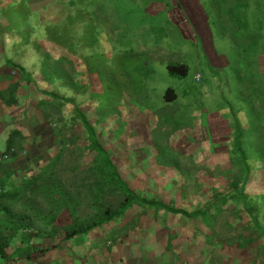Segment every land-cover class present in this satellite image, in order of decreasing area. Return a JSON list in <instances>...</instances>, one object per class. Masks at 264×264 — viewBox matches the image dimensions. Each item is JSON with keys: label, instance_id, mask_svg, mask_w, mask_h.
Returning a JSON list of instances; mask_svg holds the SVG:
<instances>
[{"label": "rangeland", "instance_id": "374dc122", "mask_svg": "<svg viewBox=\"0 0 264 264\" xmlns=\"http://www.w3.org/2000/svg\"><path fill=\"white\" fill-rule=\"evenodd\" d=\"M120 1L129 6L131 17L141 18L136 13L147 9L144 23L128 29L107 0H73L70 23L58 26V32L71 28L69 53L83 70L75 82L84 92L79 104L120 180L140 198L199 208L194 197L182 200L184 191L197 193L193 177L217 176L213 167L230 165L232 138L240 133L250 169L246 192L264 210V0H241L246 6L233 8L235 18L226 16L219 0ZM0 2L3 19L11 20L22 41V12L28 4ZM151 7L157 8L154 13ZM81 20L88 25L84 37L77 26ZM8 30L0 24V31ZM168 63L185 65L186 76L170 75ZM167 88L174 90L175 100L164 99ZM63 90L78 104L74 87ZM79 129L64 130L65 138H76ZM76 159V153H66L61 168ZM187 180L194 181L184 186ZM224 219L215 239L224 248H211V264H264V250L256 253L264 238L237 250L229 242L248 232L240 224L224 228ZM195 234L200 242L203 234ZM201 249L202 264H209L208 252Z\"/></svg>", "mask_w": 264, "mask_h": 264}, {"label": "crops", "instance_id": "0c3cea01", "mask_svg": "<svg viewBox=\"0 0 264 264\" xmlns=\"http://www.w3.org/2000/svg\"><path fill=\"white\" fill-rule=\"evenodd\" d=\"M12 1L28 6L25 4L22 12L26 18L23 21L26 38L21 41L11 20L3 19L0 2V24H7L9 29L7 33L0 31V193L19 187L31 173H36L39 162L51 155L53 132L37 107L42 99L47 98L42 91L69 98L63 89L75 88V82L83 73L80 63L69 53L74 42L71 28L65 27L64 31L58 32L60 24L70 23L73 0ZM107 2L115 18L122 20L128 29L144 23L147 9L142 10L144 13H136L141 14V19L129 16V6L120 0ZM153 7L149 10L151 13L157 9ZM122 11L126 13L122 15ZM121 16L127 17L126 20ZM77 26L84 37L87 22L81 20ZM45 53L50 70L59 66L67 75L66 82L57 77L48 81L41 73L35 74L39 67L42 70ZM81 93L77 91L78 104L82 102ZM13 130L19 131L23 139L17 140L20 144L16 149L22 148L16 157L11 158L3 153ZM182 196L184 201L193 196L198 199L187 191ZM181 209L190 212L195 208ZM4 225L5 218L0 215V231L8 236ZM197 231L206 233V226L198 219L134 206L122 217L84 235L66 240L56 238L58 235L39 236L31 243L36 251L29 259L19 255L26 248L25 244L14 239L11 245L19 250L6 259L0 258V264H202L205 259L201 257V248H205V243L204 237L200 242L196 238ZM197 242L198 249L195 247ZM196 250H199L198 254ZM205 263H208V256Z\"/></svg>", "mask_w": 264, "mask_h": 264}, {"label": "trees", "instance_id": "16d2710c", "mask_svg": "<svg viewBox=\"0 0 264 264\" xmlns=\"http://www.w3.org/2000/svg\"><path fill=\"white\" fill-rule=\"evenodd\" d=\"M219 2L226 7L228 18H235L233 8L246 6L241 0ZM166 69L172 76L184 77L187 74V67L183 64L168 63ZM42 71L43 77L48 81L57 77L66 82L67 75L59 66L50 70L46 53L42 60ZM75 89L80 93L83 90L80 86ZM42 94L47 98L42 99L37 107L43 121L55 135L53 150L51 155L38 163L36 173H31L19 187L0 193V215L5 218L4 227L8 231V236L0 231V258L6 259L17 253L19 249L11 245L14 239L25 244L26 248L19 255L29 259L36 251L31 243L39 236L58 235L56 238L66 240L84 235L122 217L134 206L155 212L163 209L200 220L206 226L203 237L209 264L212 261L211 248H224V242L215 240L219 237L216 226L221 217H225L224 228L233 230L240 224L239 228L248 232L246 235H238L235 242H229L237 250H243L264 238V210L261 203L252 200L246 192L250 169L241 149L240 133L232 138L235 148L229 158L230 165L224 162L218 169L213 167V171L218 172L217 176L207 172L205 177H193L198 191H193L192 194L198 197L196 200L202 205L187 212L181 208L168 207L155 199L140 198L120 180L92 126L85 118L81 104H75L71 98L54 92L42 91ZM163 97L166 101H173L177 96L173 89L167 88ZM73 126L80 127V134L67 140L64 130ZM18 139H23L20 132L11 131L3 155L11 158L18 155L22 148L19 146L16 149L17 144H20L17 143ZM66 153H76L80 159L61 168ZM193 181L184 182L183 185ZM27 228L34 229L37 236L24 234L23 230ZM262 250L264 244L257 246L256 253Z\"/></svg>", "mask_w": 264, "mask_h": 264}, {"label": "built area", "instance_id": "2783aa9c", "mask_svg": "<svg viewBox=\"0 0 264 264\" xmlns=\"http://www.w3.org/2000/svg\"><path fill=\"white\" fill-rule=\"evenodd\" d=\"M199 76H197L198 78ZM23 233L32 237H36L37 236V232L34 229L31 228H27L23 230Z\"/></svg>", "mask_w": 264, "mask_h": 264}]
</instances>
